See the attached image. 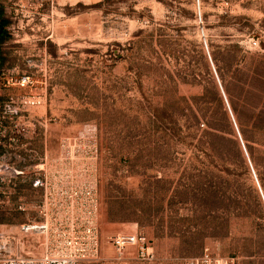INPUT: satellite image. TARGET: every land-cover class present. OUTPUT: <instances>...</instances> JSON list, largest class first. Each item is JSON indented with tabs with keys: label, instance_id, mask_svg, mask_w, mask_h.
I'll return each mask as SVG.
<instances>
[{
	"label": "rangeland",
	"instance_id": "obj_1",
	"mask_svg": "<svg viewBox=\"0 0 264 264\" xmlns=\"http://www.w3.org/2000/svg\"><path fill=\"white\" fill-rule=\"evenodd\" d=\"M0 8V130L50 141L46 192L37 187L27 215L0 212L22 223L20 240L0 235L15 254L188 264L209 252L264 264V0ZM128 235L146 237L154 258L114 244Z\"/></svg>",
	"mask_w": 264,
	"mask_h": 264
},
{
	"label": "crops",
	"instance_id": "obj_2",
	"mask_svg": "<svg viewBox=\"0 0 264 264\" xmlns=\"http://www.w3.org/2000/svg\"><path fill=\"white\" fill-rule=\"evenodd\" d=\"M11 132L12 135H8L9 130H0V148L3 150V155L0 156V212L8 213L14 210L27 215L30 209H34L30 202L35 199L36 181L43 182L38 188H43L44 192L48 188L46 153L49 159L50 141L46 139L45 130L43 134L33 128ZM47 163L49 164V161ZM5 167L10 171L5 172ZM21 224L0 222V235H14L16 240H20Z\"/></svg>",
	"mask_w": 264,
	"mask_h": 264
},
{
	"label": "built area",
	"instance_id": "obj_3",
	"mask_svg": "<svg viewBox=\"0 0 264 264\" xmlns=\"http://www.w3.org/2000/svg\"><path fill=\"white\" fill-rule=\"evenodd\" d=\"M254 172V171H253ZM43 185L41 180H37L36 187ZM260 188V187H259ZM261 191V190H260ZM262 193V191H261ZM46 226L39 224H24L21 227L23 233L44 231ZM120 249L126 246L135 247L139 257L146 261H151L154 256L148 247L147 239L140 235L119 236L114 241ZM63 264L62 262H52L51 260H38L36 257L15 254L9 239L0 237V264ZM188 264H238L234 258L221 257L219 255L206 252L197 258L190 259Z\"/></svg>",
	"mask_w": 264,
	"mask_h": 264
},
{
	"label": "trees",
	"instance_id": "obj_4",
	"mask_svg": "<svg viewBox=\"0 0 264 264\" xmlns=\"http://www.w3.org/2000/svg\"><path fill=\"white\" fill-rule=\"evenodd\" d=\"M8 24V21L4 17V12L0 8V51H1V45L4 43V41L7 39V30L6 25ZM1 222V221H0Z\"/></svg>",
	"mask_w": 264,
	"mask_h": 264
}]
</instances>
